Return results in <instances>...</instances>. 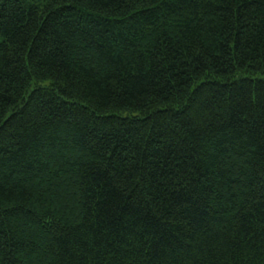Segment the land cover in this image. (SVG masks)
<instances>
[{"label": "trees", "instance_id": "trees-1", "mask_svg": "<svg viewBox=\"0 0 264 264\" xmlns=\"http://www.w3.org/2000/svg\"><path fill=\"white\" fill-rule=\"evenodd\" d=\"M0 264H264V0H0Z\"/></svg>", "mask_w": 264, "mask_h": 264}]
</instances>
